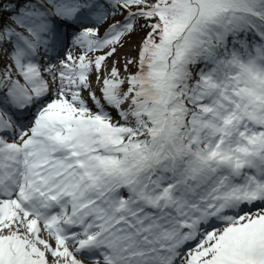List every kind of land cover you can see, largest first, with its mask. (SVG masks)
<instances>
[{"label": "snow or ice", "instance_id": "snow-or-ice-1", "mask_svg": "<svg viewBox=\"0 0 264 264\" xmlns=\"http://www.w3.org/2000/svg\"><path fill=\"white\" fill-rule=\"evenodd\" d=\"M0 264H264V0H0Z\"/></svg>", "mask_w": 264, "mask_h": 264}]
</instances>
